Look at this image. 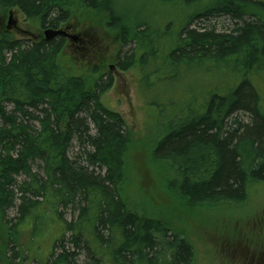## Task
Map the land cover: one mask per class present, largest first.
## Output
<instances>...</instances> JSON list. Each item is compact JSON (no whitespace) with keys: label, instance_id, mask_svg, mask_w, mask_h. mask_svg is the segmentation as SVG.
<instances>
[{"label":"trees","instance_id":"16d2710c","mask_svg":"<svg viewBox=\"0 0 264 264\" xmlns=\"http://www.w3.org/2000/svg\"><path fill=\"white\" fill-rule=\"evenodd\" d=\"M126 5L0 0V17L15 9L43 30L75 29L68 25L72 20L105 29L132 47L127 58L119 54L117 67L138 70L146 105L174 111L164 117L157 112V129L141 139L103 103L114 85L108 69L78 71L63 55L64 38L15 40L0 25V264L27 262L24 231L32 242L52 216L64 233L42 264H193V246L179 224L201 221L190 215L216 204H246L250 187L264 182L263 97L246 72L264 62V2L215 0L165 26L163 18L150 17L152 8L127 11ZM217 16L232 28L218 31L221 23H203ZM234 61L240 80L232 89L221 93L205 78L195 85L189 108L172 95L175 84L185 86L183 68L196 65L209 74ZM101 62L108 66L105 58ZM156 83L168 89L164 102L148 98ZM143 166L154 177L153 188L142 186L149 176ZM163 169L169 178L158 174ZM161 188L171 214L164 211ZM61 209L73 211L72 220Z\"/></svg>","mask_w":264,"mask_h":264},{"label":"rangeland","instance_id":"374dc122","mask_svg":"<svg viewBox=\"0 0 264 264\" xmlns=\"http://www.w3.org/2000/svg\"><path fill=\"white\" fill-rule=\"evenodd\" d=\"M261 1L264 2V0ZM214 2L215 0H172L170 3L163 4L161 0H157L156 3L151 2V0H126V8L127 11H132L136 7L139 8L146 5V9L152 8L149 14L150 17L163 18L164 20L162 21L164 23L161 25L165 26L166 22L177 21L178 23H182L197 11L205 9ZM11 14L12 16L15 14L20 27V32H12L15 40L30 38L29 34H43L38 24L30 23L24 15L18 13L15 9L10 10L5 18L0 17V19L3 18L2 20L5 21L2 27L8 25ZM132 15H135V13ZM221 18L222 16H217V18L208 19L209 21H203V23H221L220 26L217 24L216 29L218 31L231 29L230 21L226 19L221 20ZM225 21L226 23L223 24ZM199 24L195 23L192 29L198 28ZM68 25H75V34L79 35L81 33L85 36V40L92 37L96 40V45L100 46L98 51L102 49L101 57L109 61L108 66L117 64L119 54L122 58H127L132 54V47H123L116 38L109 36L105 29L93 30L87 22L79 23L77 20H72ZM75 46L80 45L75 42L68 43L63 53L65 57H70L71 64L75 69L78 71L87 70V72L91 73V69L95 66L105 67L101 63V57L99 59L91 58L87 53H82ZM108 66L104 70L108 69ZM238 66V63L234 61L227 68L219 67L212 70L209 74H206L203 69L198 68L196 65L190 66L188 69L183 68L181 75L184 72L187 73L184 76L185 84H183L185 86L179 88L175 84L172 95L175 98H181L179 104L183 108H189L193 102L194 95L192 93H194L195 85L199 83L203 84L201 82L205 78L216 82L219 85L217 87L223 90L232 89V84L237 85L236 82L240 80V69ZM248 71L251 73L249 76L251 83L259 90L263 97L262 105L264 108V62L260 65L254 64V67L250 66L246 72ZM255 71H258V75H254ZM190 78L199 80L196 83L194 80L191 81ZM141 79L140 73L136 69L125 72L124 81L115 80L112 89L104 95L102 100L105 107L122 116L127 124V128L132 133L143 139L144 136L151 135L157 129L158 126L152 123V120L154 119L155 121L159 117L158 114L160 117H164L172 114V112L174 113V111L159 110L157 109V104L149 108L145 103L146 97L143 93L144 86L140 81ZM222 89L221 93H224ZM167 97H169L168 89H166L164 83H156L148 95V98L156 103L159 101L164 102L163 100ZM164 105L161 103V108H164ZM157 112L159 113L157 114ZM235 117L246 124L249 123V119L245 115L239 114ZM76 153L77 145L72 148L70 155L74 156ZM143 168L147 170L145 166ZM163 170H159L158 174L162 179H165V177L169 178L171 174ZM153 178L151 174H149L146 180L143 178L144 182L142 186L145 185L148 189L153 188L155 186ZM157 191L162 195L165 188L158 189ZM248 192L246 204L240 205L237 202L216 204L210 206L207 211H203L200 215H197L198 211L190 215V218L194 219L201 216V221L191 220L187 223L185 222V224L182 221L179 224L180 228L186 232L193 246L195 254L193 264H258L261 260V264H264V182L251 186ZM163 197L165 198V196ZM165 199L166 203L164 202V204L166 205H164V211L169 210V207L172 206L170 201L167 198ZM61 211L64 218L68 221L72 220L75 215L71 210L61 209ZM164 211H161L160 214ZM171 212L172 210L168 213L171 214ZM15 214L14 211L9 213L11 218ZM56 218V216H52L50 221L47 220L48 222L38 228L32 242H30V231H24L21 243L28 244L31 254L27 262L23 263L19 259L14 258L13 264L45 263L52 253L55 241L59 240L64 233L61 221L54 222ZM31 224L32 222L30 223V227ZM24 229L25 227L22 228V231ZM12 254V250L10 249L9 255L12 256ZM82 260L86 259L82 258ZM84 264L87 263L84 261Z\"/></svg>","mask_w":264,"mask_h":264},{"label":"flooded vegetation","instance_id":"af4514ba","mask_svg":"<svg viewBox=\"0 0 264 264\" xmlns=\"http://www.w3.org/2000/svg\"><path fill=\"white\" fill-rule=\"evenodd\" d=\"M13 19L15 20L16 25L12 28V30L10 32L11 33L14 32V31L20 32V27H19V24H18L19 22L15 18V14L13 16ZM3 24H4V21H2L1 25H3ZM41 31H42V33L44 32L43 29H41ZM66 31L69 33V36L57 37V38H64L66 40V47H67L68 43L71 44V43L75 42V43L80 45V46H75V47H77L78 50L82 51V53H87L89 57L94 58V59H99L102 56V54H101V50L102 49H100V51H98V48H100V46L99 47L96 46V40L93 37L92 38H88V40H85V36L82 35L81 33L79 35L75 34V29L70 28V29H67ZM23 33H25V32H23ZM75 35L78 36V40L77 41H73L72 38H71L72 36H75ZM29 37L30 38L22 39V41L28 42V41H31V40H38V39L44 38V33L42 35L29 34ZM117 65H118V62H117V64L113 65V67H112V65H109L108 66V71L106 72L107 74L108 73L112 74L113 82L115 80L116 81H118V80L124 81L125 72L120 70L117 67ZM95 67H99V66H95ZM95 67H93V68H95ZM93 68L91 70H93ZM105 68L106 67H102V68L99 67V69H101L102 71H105L104 70ZM261 262H262V260H261ZM261 262H259L258 264H261Z\"/></svg>","mask_w":264,"mask_h":264},{"label":"water","instance_id":"95a60500","mask_svg":"<svg viewBox=\"0 0 264 264\" xmlns=\"http://www.w3.org/2000/svg\"><path fill=\"white\" fill-rule=\"evenodd\" d=\"M14 25H16V22L12 20V15H10V21L8 23V29H11V27H13ZM67 35L68 34L62 29L54 30V29L49 28L44 32V36H45V39L47 41H51L56 37L67 36ZM71 38L73 41L78 40V36H72Z\"/></svg>","mask_w":264,"mask_h":264},{"label":"bare ground","instance_id":"6f19581e","mask_svg":"<svg viewBox=\"0 0 264 264\" xmlns=\"http://www.w3.org/2000/svg\"><path fill=\"white\" fill-rule=\"evenodd\" d=\"M11 15H12V14H11ZM46 30H47V29H46ZM46 30H45V31H46ZM45 31H44V32H45ZM44 38H45V37H44ZM45 40H46V39H45ZM46 41H47V40H46Z\"/></svg>","mask_w":264,"mask_h":264}]
</instances>
